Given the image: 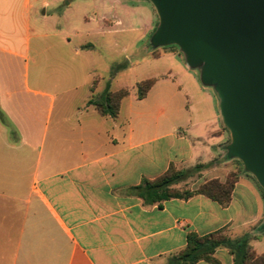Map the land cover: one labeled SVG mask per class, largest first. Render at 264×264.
<instances>
[{
    "label": "crops",
    "instance_id": "obj_1",
    "mask_svg": "<svg viewBox=\"0 0 264 264\" xmlns=\"http://www.w3.org/2000/svg\"><path fill=\"white\" fill-rule=\"evenodd\" d=\"M141 6L139 0H0V264H170L188 234L217 231L231 239L249 233L254 253L264 254V190L245 170H238L225 207L203 195L150 205L130 190L172 164L212 163L202 174L231 160L220 99L179 55L152 52L175 66L146 79L155 83L144 98L128 95L145 101L160 86L184 93L182 106L171 95L161 100L169 108L160 106L164 120L153 124L120 121V110L116 117L99 114L89 101L108 88L95 94L98 81L79 85L76 76H65L52 94L21 72L32 44L43 53L50 35L68 55L90 56L109 35L135 32ZM153 8L144 36L156 31ZM122 21L130 28L109 29ZM75 61L60 58L63 66ZM214 257L234 264L225 247Z\"/></svg>",
    "mask_w": 264,
    "mask_h": 264
},
{
    "label": "water",
    "instance_id": "obj_2",
    "mask_svg": "<svg viewBox=\"0 0 264 264\" xmlns=\"http://www.w3.org/2000/svg\"><path fill=\"white\" fill-rule=\"evenodd\" d=\"M149 1L159 16L152 47L176 45L201 70L231 134L227 157L264 190V0Z\"/></svg>",
    "mask_w": 264,
    "mask_h": 264
},
{
    "label": "rangeland",
    "instance_id": "obj_3",
    "mask_svg": "<svg viewBox=\"0 0 264 264\" xmlns=\"http://www.w3.org/2000/svg\"><path fill=\"white\" fill-rule=\"evenodd\" d=\"M139 1L145 3L146 6H141L140 8L141 22L133 25L136 28L135 32L131 33L125 31L122 34L109 35L107 40L103 41V43L99 45V48L90 56L74 55V52L70 53L71 56L68 55L64 50L60 49L61 46L59 41L50 35L44 40L43 53L37 52L36 45L34 43L32 44V50L29 53L28 60L22 63V74H28L30 83H34L36 85L35 88L42 89L52 94L58 92L61 87H64V85L61 86L63 77L74 75L77 77V84L79 85L83 84L85 81H98L96 82L95 94L108 88L113 92L126 90L129 94H136L138 97L137 82L162 74L167 76V70L176 64V62H171V58L154 59L152 52L155 51V56L158 55L159 51L173 52L185 60L184 54L176 45L159 48L152 47L151 36H144L142 30L145 26H149V18L154 8L149 0ZM155 13L157 19L153 26L157 29L159 25V16L157 11ZM91 14L93 13H89V16H91ZM106 17L109 20L111 19L110 15ZM77 22V26L81 27L80 24L82 23H80L79 20ZM92 24L93 23L90 22L89 25ZM129 28V23L127 21H122L121 25L113 28L110 27L109 29L127 30ZM73 41L76 42L77 40L73 39ZM66 54L69 58L72 57L76 60L72 66L61 65L60 58L61 56L66 58ZM86 60H89L88 63H86ZM86 68L93 70V74L89 78ZM192 71L198 76H201L200 69H192ZM175 85L176 84H174V87ZM65 86H69L68 82L65 83ZM160 87L156 88L158 89L156 93L152 94L145 101L136 100L132 96H127L122 101L119 120L127 121L131 117L136 123H161L164 117L161 115L159 116L158 108L160 106H164L165 108L169 107L166 103L162 105L160 101L163 99L169 101L168 96L170 95L172 96L171 99L175 106L179 104H181V106L183 105L185 99L183 92L177 95L173 88H171V90L162 89ZM211 89L216 93L213 87H211ZM78 91L85 92L86 88H79ZM164 92L171 93L165 95ZM227 151L228 150H226V152ZM176 169L181 168L176 166ZM238 170H245L243 163L238 159H231L230 162L226 164L222 163L214 170L202 174H194L192 177L182 182L176 189L192 190L204 182L213 179L225 182L230 175L238 173Z\"/></svg>",
    "mask_w": 264,
    "mask_h": 264
},
{
    "label": "trees",
    "instance_id": "obj_4",
    "mask_svg": "<svg viewBox=\"0 0 264 264\" xmlns=\"http://www.w3.org/2000/svg\"><path fill=\"white\" fill-rule=\"evenodd\" d=\"M155 80L149 79L138 84V98L142 99L154 85ZM129 95L126 90L112 92L105 90L98 99L89 101L99 114L116 117L121 101ZM226 159L229 158L226 156ZM212 163L198 164L188 169H176L172 164L168 171L154 180L144 179L138 186L130 190L142 198L146 204H162L170 199H189L195 195L208 197L222 206L231 202L232 191L238 180V173L232 174L225 182L216 179L206 181L192 190H178L177 185L186 181L194 174L206 170ZM250 234L231 239L223 231L213 232L204 236L190 233L187 236V247L170 259V264H195L201 260L211 264H221L215 251L220 247L227 248L234 256V264H264V254L256 255L250 246Z\"/></svg>",
    "mask_w": 264,
    "mask_h": 264
}]
</instances>
